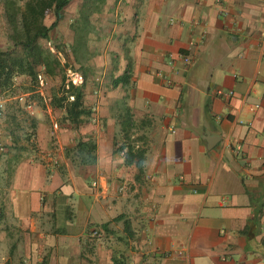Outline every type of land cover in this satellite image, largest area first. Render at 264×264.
Segmentation results:
<instances>
[{
  "label": "crops",
  "instance_id": "crops-1",
  "mask_svg": "<svg viewBox=\"0 0 264 264\" xmlns=\"http://www.w3.org/2000/svg\"><path fill=\"white\" fill-rule=\"evenodd\" d=\"M76 1L91 114L0 92V264H264V0ZM127 109L142 172L120 149Z\"/></svg>",
  "mask_w": 264,
  "mask_h": 264
},
{
  "label": "trees",
  "instance_id": "trees-1",
  "mask_svg": "<svg viewBox=\"0 0 264 264\" xmlns=\"http://www.w3.org/2000/svg\"><path fill=\"white\" fill-rule=\"evenodd\" d=\"M72 0H26L23 6L16 0H3L4 17L6 19V35L11 45L7 48L0 47V92L8 90L14 85L16 75H27L32 81H36L39 69L45 67L50 71V60L47 58V48L41 42V38L50 39L52 30L56 28L62 17V11ZM53 14L54 20L47 22L49 14ZM128 74L115 78L114 85L121 81H127ZM61 96L53 97V104L63 105L62 101L74 95L73 100L66 102L68 117L80 124L83 115H90L82 101V87L64 83L61 87ZM65 105V104H64ZM121 125L125 141L120 146L124 151L126 162L135 164L140 172L143 171L146 149L133 144L131 130L134 127L133 115L129 109L120 115ZM76 153L81 154L83 162H94L96 145L89 140H79L76 144Z\"/></svg>",
  "mask_w": 264,
  "mask_h": 264
},
{
  "label": "rangeland",
  "instance_id": "rangeland-1",
  "mask_svg": "<svg viewBox=\"0 0 264 264\" xmlns=\"http://www.w3.org/2000/svg\"><path fill=\"white\" fill-rule=\"evenodd\" d=\"M17 4L20 6H23L26 0H16ZM88 2L91 5L93 4V0H90ZM78 6L77 1L72 0V2L62 11V17L59 21V24L56 28L52 30L50 39L41 38L40 42L41 44L47 48V58L50 60V71H47L45 67H41L39 69V73L43 76V83H41L38 80L32 81L31 78L27 75H25L22 78H17L16 75L14 77V85L8 90H4L3 93L4 96L9 95H15L16 98L12 99V105L17 109H22L21 102L17 98L18 95L32 91L28 96L34 101L35 105H43L45 106V99L41 95V92L46 91L51 94V92H61L60 87L65 83L67 87V78L69 74V70H76L80 71L81 68L78 67V64L74 63L77 57V49L73 50V57H69L68 53L71 54V50L69 46L66 44L67 37L68 38H77V27H79V17L78 14ZM68 16V17H67ZM72 19L71 23L70 20ZM54 20L53 14H49V17L47 19L48 23H51ZM7 34V33H6ZM7 47V46H6ZM49 74V75H48ZM50 76H53V80L57 83H53V80L50 78ZM59 97V96H58ZM19 103H18V102ZM6 105V103H5ZM23 105V104H22ZM5 108V106H4ZM3 108V109H4Z\"/></svg>",
  "mask_w": 264,
  "mask_h": 264
},
{
  "label": "built area",
  "instance_id": "built-area-1",
  "mask_svg": "<svg viewBox=\"0 0 264 264\" xmlns=\"http://www.w3.org/2000/svg\"><path fill=\"white\" fill-rule=\"evenodd\" d=\"M219 4H222L221 0H218ZM262 36L264 39V31L262 32ZM182 60L184 62L185 65H189L192 61V57L189 53H182ZM38 80L43 83V76L41 73L38 74ZM84 82V77L83 74L80 71H76V70H69V74H68V78H67V87H69L71 84L72 85H79L81 83ZM168 83L171 84L172 81L169 79ZM234 91L230 90L228 93L232 94ZM218 93H224L223 89H219ZM2 101L0 102V109H3L5 106V97L2 96ZM17 98L19 99V101L24 105V107L30 111L31 113H33L34 109H35V103L34 101L28 96L27 93H23L17 96ZM69 98L71 100L74 99V95H70ZM263 104L261 103H252L250 104V109L251 110H257L258 108H260ZM237 149H239V151H242V145L239 144L237 145ZM57 162V161H56Z\"/></svg>",
  "mask_w": 264,
  "mask_h": 264
}]
</instances>
